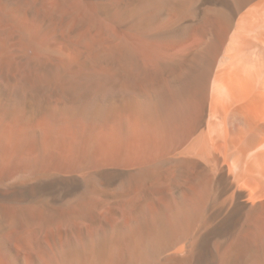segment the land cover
<instances>
[{"label":"bare ground","instance_id":"1","mask_svg":"<svg viewBox=\"0 0 264 264\" xmlns=\"http://www.w3.org/2000/svg\"><path fill=\"white\" fill-rule=\"evenodd\" d=\"M0 264H264V0H0Z\"/></svg>","mask_w":264,"mask_h":264}]
</instances>
